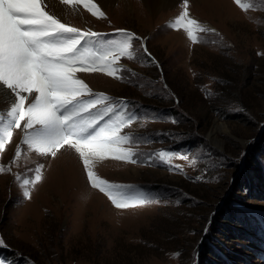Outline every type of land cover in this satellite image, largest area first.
Masks as SVG:
<instances>
[{"label":"rangeland","instance_id":"obj_1","mask_svg":"<svg viewBox=\"0 0 264 264\" xmlns=\"http://www.w3.org/2000/svg\"><path fill=\"white\" fill-rule=\"evenodd\" d=\"M242 2L253 7L189 3L190 16L216 30L201 34V43L168 27L183 0L170 14L142 6L130 14L116 3L101 7L107 19L83 5L84 12L63 14L82 30L110 36L123 28L144 38L151 58L135 40L137 58L121 61L136 73H124L131 83L98 73L94 84L78 75L93 91L124 98L149 117L125 129L150 141L136 150L189 160L173 159L183 171L144 156L136 164L98 162L102 178L137 185L159 200L121 210L91 188L74 150L63 153L75 159L44 158L22 146L19 164L0 173V238L10 248L0 264H264V0ZM21 135L14 132L13 141ZM18 143L6 146L0 164H9ZM37 164L44 165L43 180L25 199L13 174Z\"/></svg>","mask_w":264,"mask_h":264},{"label":"snow or ice","instance_id":"obj_2","mask_svg":"<svg viewBox=\"0 0 264 264\" xmlns=\"http://www.w3.org/2000/svg\"><path fill=\"white\" fill-rule=\"evenodd\" d=\"M60 2L75 9L83 5L93 17L107 19L95 0ZM234 2L245 11L253 7L242 0ZM181 7L168 27L182 29L192 43L205 42L201 34L216 32L190 16L189 0H183ZM114 31V38L105 39L106 33L72 26L50 10L48 0H0V103L8 104L0 109V154L13 143L14 132L22 134L9 164H0V173L11 172L10 165L19 164L22 146L44 158H55L61 150L71 149L78 154L91 188L103 193L117 209L159 203L137 185L109 181L95 170L98 162L107 159L136 164L144 156L183 171L180 165L172 164L173 159L179 156L189 160L187 154L168 150L147 154L136 150L133 145L150 141L125 129L149 117H142L124 98L93 91L78 75L104 73L132 82L124 73L133 77L136 73L121 61L137 58L139 49L133 42L140 40L143 52L149 57L151 54L144 38L136 33L123 28ZM152 63L158 66L154 58ZM196 163L197 158L190 160V164ZM43 168L37 164L23 174H13L25 199H31L32 188L43 180ZM0 246H6L3 238Z\"/></svg>","mask_w":264,"mask_h":264},{"label":"bare ground","instance_id":"obj_3","mask_svg":"<svg viewBox=\"0 0 264 264\" xmlns=\"http://www.w3.org/2000/svg\"><path fill=\"white\" fill-rule=\"evenodd\" d=\"M178 1L179 0H95V2L100 5V7H105V6L111 7V6H113V4L116 3L119 6L125 8V9H128V10H126L128 12L130 11V8H136V7L142 6V8H144V10L150 14H152L156 11L166 12L167 14H170V12H168V11L169 10H172V11L175 10L176 8L175 9H172V8H173V6H175V4ZM48 2H49L50 10L54 14H56L58 16V18H60L64 22H66V19L64 17H62L63 14L71 13V16H75V14L77 13L76 11L84 12L80 8L75 9L72 5H64L60 2V0H48ZM225 2H226V0H189V3H197V4L203 3L204 5H207V6L220 5V4H224ZM116 8H119V7H116ZM177 9H178L177 11H179L180 8L177 7ZM130 12H129L130 14L133 13L132 11H130ZM148 13H146L145 15L148 16L147 15ZM177 13H176V15H177ZM80 74L82 76L89 75V79L90 80L93 79L92 82L94 84H96V80L94 78L101 75L98 73H80ZM96 89L99 91L101 88H96ZM5 106H8V104L7 103H0V109H6ZM19 140L20 139L17 138L15 141L18 143ZM16 142L13 141L12 144H14ZM66 150H68V149L61 150L60 153H63ZM63 154L67 156V159H70L71 157H73L67 153H63ZM73 159H75V158L73 157ZM76 164L78 165V163H76ZM57 171L59 172V170H57Z\"/></svg>","mask_w":264,"mask_h":264}]
</instances>
